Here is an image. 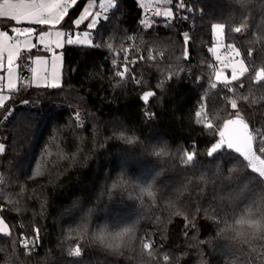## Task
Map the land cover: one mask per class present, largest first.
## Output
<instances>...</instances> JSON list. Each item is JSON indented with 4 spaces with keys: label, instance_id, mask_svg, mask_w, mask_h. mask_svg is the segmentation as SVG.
<instances>
[{
    "label": "trees",
    "instance_id": "1",
    "mask_svg": "<svg viewBox=\"0 0 264 264\" xmlns=\"http://www.w3.org/2000/svg\"><path fill=\"white\" fill-rule=\"evenodd\" d=\"M176 2L167 5L174 13ZM186 2L197 5L194 16L180 12L190 19L155 16L149 28L136 0H118L106 14L110 22L93 34L99 47L62 50L60 88L22 89L8 102H16L13 113L0 110V216L12 232L0 234V264H264L247 245L219 233L223 220L246 209L256 179L236 154L207 156L219 137L195 117L204 103L213 125L221 126L234 115L231 97L251 125L264 126V83L251 80L264 68V0ZM214 23L225 24L224 42L235 44L249 67L235 93L210 87ZM242 23L250 27L231 31ZM184 32L192 37L190 60ZM125 56L137 61L130 65L135 79L115 75ZM146 91L155 92L147 106ZM193 145L195 161L182 164ZM124 227L134 235L119 250L107 247L110 234ZM35 228L39 240L27 252L19 240L25 233L35 238ZM149 241L152 257L143 248ZM77 246L79 257L72 254ZM258 252L264 257V247Z\"/></svg>",
    "mask_w": 264,
    "mask_h": 264
},
{
    "label": "snow or ice",
    "instance_id": "2",
    "mask_svg": "<svg viewBox=\"0 0 264 264\" xmlns=\"http://www.w3.org/2000/svg\"><path fill=\"white\" fill-rule=\"evenodd\" d=\"M169 3H172V0H169ZM80 6L81 0H3L0 3V21L6 23L7 29L0 30V70L6 72V76L0 75V110H4L8 115L13 113L16 102L13 101L11 105L8 102L22 89L27 90L33 86L45 89H58L61 87L63 54H57V49L62 50L66 45H85L90 48L99 47V45L94 44L93 34L99 32V28L104 26L105 21L110 22L111 18L106 13L109 9L118 8V0H106V3L99 5L102 11L95 12H93L95 6L94 0H87L86 5L82 7L79 15L73 19L70 11ZM174 6L176 13L171 8H168L163 12L157 11L156 16H164L168 21H172L174 16L177 20H188L191 17L187 14L180 15V12L184 11L194 16L197 11V5L195 3L189 4L186 0H178ZM86 21L87 30L78 33L76 30H79L81 25H84ZM22 24H26L27 26H20ZM33 25L41 26V29L47 28V30L38 31ZM61 25L64 27L60 28L59 26ZM164 26L171 27L172 25L171 23H166ZM148 27L152 28L153 25L150 24ZM211 27L215 41L208 51L222 67H215L213 69L215 82L211 83L210 87L217 89L218 86H221L227 93H235V86L237 84L239 88H244L245 85L242 82V78L249 72V67L246 65L245 58L240 49L235 44H226L224 42L225 24L214 23ZM249 27L250 25L242 23L231 29V31L239 34L243 33ZM53 29H55V39L51 38ZM9 32L15 35L10 36ZM182 35L185 46L183 55L185 60H190L188 46L192 41V37L188 32H184ZM34 40L35 42H33ZM40 46H43L44 51L52 54L50 70L47 66L48 61L42 56L37 55L32 60L30 56L26 55ZM221 49L225 51V56H221ZM247 55L248 57H252L253 50L249 49ZM26 60H32V63L38 67L31 69V79L27 83H23L24 77L22 75L18 76L17 72L20 69L21 73H23ZM136 63V60L129 61L127 56H125L122 66L115 72V75L121 79L131 75L135 79V73L132 71L130 65L134 66ZM228 68L231 69L230 76L225 75V70ZM251 80L257 85L264 83V68L256 71L254 77H251ZM136 83L139 84L141 81L137 80ZM160 86L162 87L163 85L161 84ZM154 96V91H147L143 93L141 99L147 106L150 98ZM227 99L234 115L224 120L221 126L215 127L213 125L208 118L204 103L200 104L199 110L195 112V117L197 123L202 124L206 129H215L219 137L207 150V156L214 158L218 154L226 152L236 154L246 162L247 169L250 170V174L256 179V187L248 192L245 201L246 209L237 215L233 221L237 217H241L250 229L258 230L259 224L254 223V221L257 217L264 218V210L256 208L253 211V205L256 203L264 205V126H261L259 122L255 126L251 125L242 114L238 100L231 97ZM240 99L248 101L249 97L242 95ZM19 103L21 105H27L32 102L22 100ZM146 115L151 119L155 116V113H146ZM192 147V151H185L181 156L182 164L192 165L195 161L197 152L195 145ZM4 151V145L0 143V153ZM200 179L203 180L204 176L202 175ZM113 186L115 187V185ZM147 195L153 196V192L148 191ZM257 197H260L259 201H257ZM177 214L180 213L178 212ZM185 219L187 220V217ZM227 222V220H223V224ZM192 226L195 227L194 224ZM34 232L36 233L35 238L21 235L19 243L23 249L30 251L37 246L40 229L35 228ZM0 234L4 236L12 235L10 226L3 216H0ZM220 234L228 236V239L233 241L227 233ZM132 235H134V228L124 227L121 231L110 234L111 242L107 244V247L119 250L125 245V238H130ZM103 239L104 237H101L102 241ZM256 241L264 242V240H255L250 244H237L247 245L251 252H257V256L264 259L258 252V247H264V243L258 246L254 243ZM200 243H205V241H200ZM143 248L147 251L149 257L153 256V244L150 241L145 242ZM72 254L79 257L81 255V248L77 246ZM163 260L168 261L169 256L164 255Z\"/></svg>",
    "mask_w": 264,
    "mask_h": 264
},
{
    "label": "rangeland",
    "instance_id": "3",
    "mask_svg": "<svg viewBox=\"0 0 264 264\" xmlns=\"http://www.w3.org/2000/svg\"><path fill=\"white\" fill-rule=\"evenodd\" d=\"M136 1L142 7L143 10H146L147 8H154L156 12L157 11L163 12L164 10L168 9L167 8V5L169 4V0H136ZM2 2H3V0H0V3H2ZM86 3H87V0H83L82 7L84 5H86ZM94 3H95V6L93 8V12H95V11H102L100 9L99 5L101 3H106V0H94ZM82 7H81L80 11L82 10ZM108 11H110V9ZM78 15H79V13L76 16L72 17V18L75 19ZM86 24H87V21L85 22L84 25H81V27H80L79 30H76V31L79 33V32H82V31L87 30L86 29ZM20 26H27V25L26 24H22ZM33 26L36 27L38 29V31L39 30H47V28L41 29V26H38V25H33ZM59 27L60 28H63L64 26L61 25ZM0 30H7L6 29V23L4 21H0ZM52 32H53V35H52L51 38L52 39H55V35H54L55 29H53ZM9 35L10 36H14L15 34L9 32ZM212 36H213V43H212V45L210 47L213 46L214 41H215V37L213 35V32H212ZM33 42H35V40ZM62 50L61 49H57L56 50L57 54H60V53L63 54ZM26 55L27 56H30L32 58V60H34L37 55L42 56L45 60L48 61V65L47 66H48V68L50 70V66H51V56H52V54L44 51L43 46H40L37 49H33L31 53H28ZM32 60H26L25 66H24V69H23V73H21V70L18 69V72H17L18 76L19 75H22L24 77L23 83H27V81L31 79V75H32L31 69L33 67H38L37 65H35L34 63H32ZM62 66H63V61H62ZM0 75L6 76V72L4 70H0ZM225 75H228V76L231 75V69L230 68H228V69L225 70ZM61 80H62V67H61ZM212 80H213V82H215V80H214V71H213V79ZM5 83H6V81H5ZM18 83H20V82L18 81ZM5 94H7V93H5ZM24 235H27L29 237H32V235H30L29 233H25Z\"/></svg>",
    "mask_w": 264,
    "mask_h": 264
},
{
    "label": "clouds",
    "instance_id": "4",
    "mask_svg": "<svg viewBox=\"0 0 264 264\" xmlns=\"http://www.w3.org/2000/svg\"><path fill=\"white\" fill-rule=\"evenodd\" d=\"M254 223L259 224V229H250L241 217L235 221H228L223 224L219 233L230 234V238L236 243L250 244L255 240H264V218L257 217Z\"/></svg>",
    "mask_w": 264,
    "mask_h": 264
},
{
    "label": "built area",
    "instance_id": "5",
    "mask_svg": "<svg viewBox=\"0 0 264 264\" xmlns=\"http://www.w3.org/2000/svg\"><path fill=\"white\" fill-rule=\"evenodd\" d=\"M156 16V11L154 8H147L146 10H143L141 13V18L143 20V22L147 23L148 25H154L157 22H155L153 19ZM168 20V19H167ZM220 54L222 56H225V51L223 49L220 50ZM211 65V67H210ZM215 67H222V65H219L217 62H210L209 63V68L214 69ZM26 237H29L27 235H23ZM34 238V237H31ZM35 249H32L30 251L26 250L27 252H33Z\"/></svg>",
    "mask_w": 264,
    "mask_h": 264
},
{
    "label": "water",
    "instance_id": "6",
    "mask_svg": "<svg viewBox=\"0 0 264 264\" xmlns=\"http://www.w3.org/2000/svg\"><path fill=\"white\" fill-rule=\"evenodd\" d=\"M147 92V91H146Z\"/></svg>",
    "mask_w": 264,
    "mask_h": 264
}]
</instances>
